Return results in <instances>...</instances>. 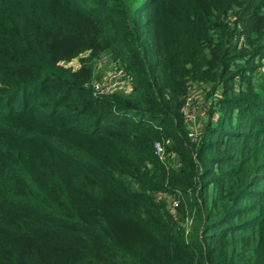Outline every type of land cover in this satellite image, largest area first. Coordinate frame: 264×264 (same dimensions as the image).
Instances as JSON below:
<instances>
[{
	"label": "trees",
	"instance_id": "trees-1",
	"mask_svg": "<svg viewBox=\"0 0 264 264\" xmlns=\"http://www.w3.org/2000/svg\"><path fill=\"white\" fill-rule=\"evenodd\" d=\"M0 264H264V0H0Z\"/></svg>",
	"mask_w": 264,
	"mask_h": 264
},
{
	"label": "rangeland",
	"instance_id": "rangeland-1",
	"mask_svg": "<svg viewBox=\"0 0 264 264\" xmlns=\"http://www.w3.org/2000/svg\"><path fill=\"white\" fill-rule=\"evenodd\" d=\"M73 64L75 63L73 62ZM117 71L120 72V74L116 73ZM94 72L95 78L93 80L109 82L111 86L116 84L111 91H109L110 93L117 92L128 95L134 90V78L132 74L125 67H121L118 63H116L108 54H101L96 58ZM210 86L211 85L209 83L201 84L198 82H193L190 85L185 111L187 115L188 128L190 131H194L193 134L197 131L198 126L207 115L208 106L215 97L214 93L210 91ZM155 194L157 199H164L169 202L174 200L176 208L173 212L175 216L179 215L176 210H179L180 203L184 199L182 193L170 195L169 193L158 191ZM190 208L191 207L189 205H185V214L183 216L179 215L181 224L186 230V235L188 231H190L193 223L194 209L190 210Z\"/></svg>",
	"mask_w": 264,
	"mask_h": 264
},
{
	"label": "built area",
	"instance_id": "built-area-1",
	"mask_svg": "<svg viewBox=\"0 0 264 264\" xmlns=\"http://www.w3.org/2000/svg\"><path fill=\"white\" fill-rule=\"evenodd\" d=\"M116 73H119L120 72H116ZM122 73V72H121ZM133 82V81H132ZM134 84V83H133ZM116 84L114 85H110L109 82H103V81H97V80H92V86L95 90V92H98V93H108L109 91H111V89L115 86ZM194 131H191L190 132V135L192 137H194L196 135V132L193 134ZM154 147H155V152L159 155L160 159L162 160H166V152L163 148V146L157 141L155 142L154 144ZM175 205V202L173 201L172 202V206ZM171 206V207H172Z\"/></svg>",
	"mask_w": 264,
	"mask_h": 264
}]
</instances>
